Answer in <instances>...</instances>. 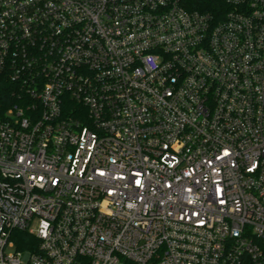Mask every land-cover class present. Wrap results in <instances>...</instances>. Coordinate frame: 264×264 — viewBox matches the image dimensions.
Listing matches in <instances>:
<instances>
[{"label": "built area", "instance_id": "1", "mask_svg": "<svg viewBox=\"0 0 264 264\" xmlns=\"http://www.w3.org/2000/svg\"><path fill=\"white\" fill-rule=\"evenodd\" d=\"M223 2L0 0V264H264V0Z\"/></svg>", "mask_w": 264, "mask_h": 264}, {"label": "trees", "instance_id": "2", "mask_svg": "<svg viewBox=\"0 0 264 264\" xmlns=\"http://www.w3.org/2000/svg\"><path fill=\"white\" fill-rule=\"evenodd\" d=\"M179 2L188 11H198L214 16H219L225 8L223 0H179ZM22 90L21 87L15 86L7 80L0 81V119L4 117L5 110L13 104L19 103V100L23 104L29 102L26 93ZM14 238L18 248L27 247L25 241L29 240L27 239L29 237L26 233L17 231Z\"/></svg>", "mask_w": 264, "mask_h": 264}]
</instances>
